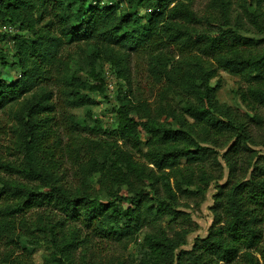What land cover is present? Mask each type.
I'll use <instances>...</instances> for the list:
<instances>
[{"label": "trees", "instance_id": "trees-1", "mask_svg": "<svg viewBox=\"0 0 264 264\" xmlns=\"http://www.w3.org/2000/svg\"><path fill=\"white\" fill-rule=\"evenodd\" d=\"M94 1L0 0V23L22 32L11 57L0 50V66L19 72L0 78V111L14 121L20 155L0 161V264H29L41 243L48 264H73L96 238L125 245L147 227L140 264L233 262L264 240V152L238 156L252 151L253 128L264 138L263 0L238 4L261 37L233 14V0H210L203 20L185 0ZM141 56L156 102L121 94L109 129L70 112L104 91L105 61L129 80V60ZM219 70L242 81L233 96L245 111L218 101ZM223 137L231 144L216 150ZM225 168L207 234L183 249L192 230L178 200L203 196Z\"/></svg>", "mask_w": 264, "mask_h": 264}, {"label": "rangeland", "instance_id": "rangeland-1", "mask_svg": "<svg viewBox=\"0 0 264 264\" xmlns=\"http://www.w3.org/2000/svg\"><path fill=\"white\" fill-rule=\"evenodd\" d=\"M191 5L192 10L202 20L208 17L209 8L208 4L210 0H185ZM242 0H233V14L237 12L241 14L245 23L250 27L249 22L245 15L241 12L238 4ZM99 4H109L119 2V7L124 8L122 0H97ZM94 1L93 4H97ZM111 2V3H108ZM264 8V0L262 2ZM145 9H139L140 14H144ZM254 31V35L261 37L257 32L258 30L254 27H250ZM22 32L18 28L9 23H0V34H5L4 38H0V50L5 51L11 57L14 53V39L15 35H19ZM264 48V43H263ZM85 49V47H84ZM65 53H71L74 55L75 60L83 62L85 53H79L72 46L66 48ZM145 58L143 56L138 58H132L129 60V80L117 76L116 71L112 64L108 61L103 63L101 72V78L104 85V91L102 93L89 92V95L95 100L94 104L89 106L79 107L70 110L71 113L78 117H84L86 114H92L93 118H98L101 125L105 129L113 127L116 117V108L118 107V98L121 94L125 93L131 98L132 101H145L148 104H153L157 100V88L149 78L146 70ZM19 75L18 69L12 66H0V78L10 82ZM219 80L221 87L216 91V97L219 102L226 103L228 105L239 108L241 111L246 109L243 107L238 98L233 96V92L240 86L243 85L240 78L236 75L230 74L224 70H219L216 78L211 80V84H215ZM258 113L264 115V108H259ZM252 143L249 144L252 151H242L239 153V160L248 161L250 156L255 155V152H264L263 133L262 131L253 128L252 130ZM15 134H14V121L7 113L0 111V161H18L20 155L14 145ZM226 137H223L217 142L216 150H223V147L231 144V141ZM225 149V148H224ZM241 163V162H240ZM245 165V163H243ZM65 170V169H64ZM223 177L217 182H212L203 196H197L192 199L180 198L178 200V209L186 212V216L190 219L191 232L186 236V245L183 249H189L196 237H204L207 234L209 227L212 224V211L210 206L212 205L213 195L216 193L217 187L215 184H222L226 180L227 170H223ZM4 173L0 170V176ZM67 176L69 175V167L66 169ZM5 176V175H3ZM67 176L65 179L67 180ZM6 177V176H5ZM95 181L96 176H94ZM32 212V213H31ZM27 214L28 221L33 223L36 218L34 212H38V209L31 211ZM169 220L166 219V223ZM171 227H176L175 224H170ZM178 229V228H177ZM147 227L139 233L135 241L124 244L113 243L105 240L95 239L87 248L83 251H78L75 254L73 264H82L91 262L93 264H140L141 261L146 260V248L143 244L144 234L149 231ZM83 233V232H82ZM263 236H264V225H263ZM21 244H26V239H21ZM0 248L5 246L0 243ZM15 254L19 255L22 252L20 247L16 248ZM49 252L48 244L41 243L35 248L31 258H28L29 264H48L45 259V255ZM247 254V255H246ZM264 264V240L257 247L245 250L242 249L236 259L229 264Z\"/></svg>", "mask_w": 264, "mask_h": 264}, {"label": "built area", "instance_id": "built-area-1", "mask_svg": "<svg viewBox=\"0 0 264 264\" xmlns=\"http://www.w3.org/2000/svg\"><path fill=\"white\" fill-rule=\"evenodd\" d=\"M94 3V2H93ZM108 3H111V2H108ZM109 5V4H108Z\"/></svg>", "mask_w": 264, "mask_h": 264}]
</instances>
